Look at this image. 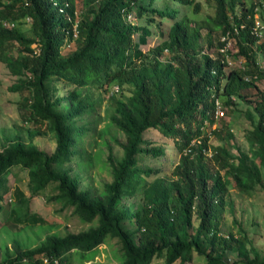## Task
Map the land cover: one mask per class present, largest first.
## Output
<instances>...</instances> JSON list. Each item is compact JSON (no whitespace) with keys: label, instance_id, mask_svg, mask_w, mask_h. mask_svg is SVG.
I'll return each instance as SVG.
<instances>
[{"label":"trees","instance_id":"trees-1","mask_svg":"<svg viewBox=\"0 0 264 264\" xmlns=\"http://www.w3.org/2000/svg\"><path fill=\"white\" fill-rule=\"evenodd\" d=\"M256 3L214 0V13L196 18L201 10L196 0H82L79 11L76 0H0V61L17 76L10 89L22 94L27 122L45 124L55 141L51 153L32 139L8 140L0 149V215L5 224L44 223L31 212L30 197L52 186V199L93 223L78 232L50 233L31 247L13 239L11 248L3 246L0 264H73L92 257L107 238L118 240L120 264H150L160 256L164 264L177 259L185 264L193 252L204 257V264H237L224 254L234 244L245 256L243 264H264L254 247H246L245 235L223 236L219 229L228 177L246 193L263 180L264 91L256 81L264 78V41L250 32ZM130 12L135 18L128 20ZM258 16L264 20V11ZM24 18L31 21L29 36L15 28ZM164 19L170 21L166 30ZM152 24L163 37L153 55L140 48ZM234 26L239 30L232 33L236 53L245 64L227 70L226 62L202 42L211 46L214 31L233 32ZM71 42L74 48L63 53ZM61 82L64 94L57 93ZM113 82L123 94L114 97L111 92L109 121L124 136L123 155L108 153L112 179L93 192L82 186L73 164L91 159L86 141L90 129L83 122L96 103L90 92ZM248 88L256 91L253 99L244 93ZM239 100L251 108L246 111L251 127L245 133L251 154L239 146L237 154L231 152L234 135L228 122L212 132L204 130L215 121L211 115L217 101L231 114ZM149 129L175 139L180 154L175 178H150L156 171L144 166V159L162 156L163 146L145 138ZM36 134L40 130L30 138ZM211 134L219 140L216 146L208 144ZM210 148L214 172L203 152ZM14 168L26 171L30 196L10 187Z\"/></svg>","mask_w":264,"mask_h":264},{"label":"rangeland","instance_id":"rangeland-1","mask_svg":"<svg viewBox=\"0 0 264 264\" xmlns=\"http://www.w3.org/2000/svg\"><path fill=\"white\" fill-rule=\"evenodd\" d=\"M201 7L200 13L195 15L196 18H203L206 14L214 13V0H196ZM76 8L79 11L82 8V0H76ZM185 11V9H183ZM240 10V8H238ZM189 14L191 9L187 8ZM131 18H135L134 13ZM139 21V19H138ZM264 21V20H263ZM170 21L164 19L162 23L163 30H166ZM9 25V24H8ZM13 25V24H11ZM151 34L147 36V42L140 44V48L148 54H155V46L163 38L155 25H149ZM31 21L27 18L15 22V28L24 32L27 36L30 35ZM205 30H202V35H205ZM221 32L216 30L213 32L212 45L208 46L206 41L202 42L203 47L210 52L212 56H219L223 59L224 54L218 52V40ZM18 45L14 48V53ZM74 48L73 42L67 44L63 48V53H67ZM237 43L232 40L231 47L228 51V60L230 62L227 70L235 67H243L244 57L237 54ZM257 61L260 65L263 64L261 53L257 52ZM17 81V76L12 74L7 66L0 61V149L7 144L8 140L21 139L24 142H32L40 149L51 153L55 148L54 137L45 124H33L27 122L24 106L22 105V94L19 91H12L10 87ZM257 88L264 91V78L257 79ZM64 83H59L57 93L64 94ZM106 88L91 90V98L95 105L92 112L83 115V122H87L90 129V134L87 135L86 141L87 150L91 152V159L82 164H73V170L78 171L83 187L89 188L93 192H97L104 182L112 179L110 169L106 164V158L109 152H112L114 157L120 158L123 155L121 143L124 142L123 134L109 121L110 113L113 111L111 92L114 97L120 96V89L116 91V83H111V86ZM106 88V89H105ZM129 89L125 90L126 94ZM256 91L254 88H248L244 93L249 99H253L251 94ZM122 93V91H121ZM123 94V93H122ZM220 104V103H219ZM250 106L246 101H238L236 109L228 114L225 108L221 107V112L216 115L214 111L211 117L214 122H207L204 126L205 132L209 133L212 130L228 122L230 129L234 135L230 142V150L233 154H237V146L243 152L251 154L249 146L245 138V133L251 127V121L247 118L246 111L250 110ZM33 130H40L41 134H36L32 138L30 135ZM147 140H151L155 145L163 146V155L158 157H146L144 166L153 168L156 171L150 178L161 176L166 179L175 178L172 171L179 160V152L175 139L163 136L156 129H149L144 132ZM209 146H216L219 140L216 136H209ZM212 149H207L204 152L205 160L209 164L211 170H217L215 164L210 160ZM262 183L256 185L252 193L241 192L237 189L231 177L227 179V190L224 193L223 206L220 216V232L221 235L233 234L236 238L241 239L243 235L247 237L249 243L246 247H254L260 258L264 257V168H262ZM10 187L18 186L26 196H30L28 189V176L26 171L19 168H14L9 175ZM55 194L53 187L49 186L41 192L40 195L30 197V210L38 214L44 223L37 225L28 224H5L3 217L0 215V259L2 257V248L4 245L10 247L13 239H17L23 246H34L39 241L44 239L50 233H58L60 235L67 232H78L87 229L93 223L83 222L72 212V207L63 208L60 203L51 198ZM197 218L193 215V227L197 225ZM191 231V230H190ZM237 245L225 251V257L230 263L237 261V264H243L245 261L244 254H240ZM11 248V247H10ZM93 256L86 260H75L73 264H120L121 250L120 244L116 238H107L104 243L91 252ZM90 253L88 254L91 255ZM249 257H252L248 253ZM164 257L155 258L150 264H164ZM177 259L173 264H178ZM203 256L196 252L192 253L191 259L185 264H204Z\"/></svg>","mask_w":264,"mask_h":264},{"label":"built area","instance_id":"built-area-1","mask_svg":"<svg viewBox=\"0 0 264 264\" xmlns=\"http://www.w3.org/2000/svg\"><path fill=\"white\" fill-rule=\"evenodd\" d=\"M262 10L264 11V0H257L256 6L254 11H256V15L253 18V24L250 26V32L253 33L257 38H258V42L259 41H264V21L258 16V11ZM133 12H130L127 15V19L131 20L133 18L132 17ZM243 25L241 24L240 27H242ZM239 30L236 26L233 27V32H231L230 30H228L226 33L221 34L219 36V40L222 42V46L219 48V51L221 53L224 54V58L222 60H224L227 64V66H229L230 62L228 60V51L231 47V42L232 40H234V36L232 33H238ZM246 79H248L249 77L246 76ZM115 89L117 90L118 88L115 87ZM216 115L218 113L221 112V105L219 104V102H216V109H215ZM223 114V112H221V115Z\"/></svg>","mask_w":264,"mask_h":264}]
</instances>
